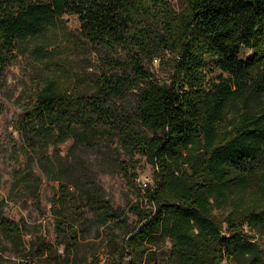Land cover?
<instances>
[{"label":"trees","instance_id":"obj_1","mask_svg":"<svg viewBox=\"0 0 264 264\" xmlns=\"http://www.w3.org/2000/svg\"><path fill=\"white\" fill-rule=\"evenodd\" d=\"M70 14L79 36L61 50L115 55L109 72L78 88L49 79L27 93L14 125L22 163L12 189L36 196L35 167L57 183L54 241L38 235L24 255L6 257L3 239L21 252L26 224L0 214V264H80L86 210L97 225L136 219L111 243L112 264H157L166 241L170 264H264L255 240L264 234V0H182L179 9L169 0H0V85L19 55H45ZM155 59L166 80L146 67ZM127 93L130 111L120 104ZM66 140L104 147L121 171L124 158H144L153 172L141 200L114 208L80 156L56 152ZM227 206L224 217L214 214Z\"/></svg>","mask_w":264,"mask_h":264},{"label":"rangeland","instance_id":"obj_2","mask_svg":"<svg viewBox=\"0 0 264 264\" xmlns=\"http://www.w3.org/2000/svg\"><path fill=\"white\" fill-rule=\"evenodd\" d=\"M169 1L175 9H179L182 4V0ZM58 27L56 43L50 46L45 55L39 56L33 53L19 55L16 61L5 69L4 79L0 85V102L3 106L0 115V214L10 220L26 224L21 252H17L9 240L3 239V244L7 248L4 252L5 256L14 259L24 255L21 253L28 248V241L38 235L44 236L48 242L54 241L51 205L57 183L47 179L45 173L35 167L34 171L40 177L36 196L12 189V170L22 163L21 141L14 130V125L21 115L27 93L49 79L67 90L78 88L97 71L109 72L108 59L115 55L112 50L102 47H96L91 51L81 47L61 50L70 37L79 36L78 16L63 15ZM64 33L67 36H64ZM251 54V51L243 49L240 57L247 59ZM146 67L154 71L159 79H167L169 71L165 65L159 64V60L155 59L152 63H147ZM75 70L79 72L78 75L75 74ZM78 77L84 81H78ZM134 101L135 96L127 93L120 104L130 111ZM48 152H52V148ZM56 152L62 156L69 155L71 158L75 155L80 156L84 164L88 165L89 176L96 187L104 192L114 208L123 211H126L130 204L141 200L144 194L143 187L152 180V166L144 158L136 156L131 161L123 157L128 163V169L121 171L112 164L111 153L104 147H82L75 145L72 140H66L56 147ZM230 210V206L216 208L214 214L224 217ZM86 216L89 219V231L77 252L80 264H112L116 258L111 243L120 241L124 237L125 232L135 224V217L129 214L128 226L115 228L111 224H95L91 221L92 214L88 210ZM255 240L264 251V234L258 235ZM169 248L170 243L166 241L157 250V264H170Z\"/></svg>","mask_w":264,"mask_h":264},{"label":"built area","instance_id":"obj_3","mask_svg":"<svg viewBox=\"0 0 264 264\" xmlns=\"http://www.w3.org/2000/svg\"><path fill=\"white\" fill-rule=\"evenodd\" d=\"M145 185V184H144Z\"/></svg>","mask_w":264,"mask_h":264}]
</instances>
